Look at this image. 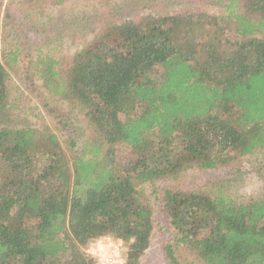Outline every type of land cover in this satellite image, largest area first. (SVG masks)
<instances>
[{"label": "trees", "instance_id": "16d2710c", "mask_svg": "<svg viewBox=\"0 0 264 264\" xmlns=\"http://www.w3.org/2000/svg\"><path fill=\"white\" fill-rule=\"evenodd\" d=\"M69 2L102 16L111 0H10L32 14ZM220 2L213 14L159 6L100 19L81 50H38L25 72L0 25V264H94L86 250L104 237L140 264L155 235L168 264H181L175 247L191 251L186 264H264V190L233 199L155 185L264 149V0ZM9 75L84 119L80 149L16 111Z\"/></svg>", "mask_w": 264, "mask_h": 264}, {"label": "rangeland", "instance_id": "374dc122", "mask_svg": "<svg viewBox=\"0 0 264 264\" xmlns=\"http://www.w3.org/2000/svg\"><path fill=\"white\" fill-rule=\"evenodd\" d=\"M159 6L167 9L169 14L184 10L187 6H200L209 14H213L220 10L221 2L220 0H111L106 12L100 16L101 12L97 13L95 8L85 3L69 2L33 15L12 6L10 0H4L0 9V25L5 22L8 35L19 46L17 65L25 72L28 70L27 62L33 59L38 50L63 58H68L81 50V47L92 39L97 21L100 19L126 20ZM4 9L9 10L10 18L6 17ZM9 76L10 81H7L6 88L7 92L9 90L12 92L11 101L15 103L16 111L18 109L34 127L53 130L57 126L58 131L55 133L62 146L66 148V141L70 137L74 139L77 149H80L86 139L84 119L75 112H70L62 102L53 101L43 90L31 93L30 82L24 88L21 85L24 75L20 79ZM121 154L122 160H126V153ZM155 185L158 188L172 186L188 191L200 189L211 195L223 193L233 199L255 197L261 195V191L264 190V149L225 168L204 172L190 170L180 174L176 180ZM144 189L149 204L155 212L153 214L156 218L155 225L162 228L160 233H164L166 221L156 213L157 208L153 206L152 187L146 184ZM163 244L160 237L155 235L150 249L145 252L140 264H168L160 254ZM175 252L181 264L196 263L191 251L183 247H175Z\"/></svg>", "mask_w": 264, "mask_h": 264}, {"label": "built area", "instance_id": "2783aa9c", "mask_svg": "<svg viewBox=\"0 0 264 264\" xmlns=\"http://www.w3.org/2000/svg\"><path fill=\"white\" fill-rule=\"evenodd\" d=\"M124 250L121 240L104 237L90 244L86 253L94 258V264H125Z\"/></svg>", "mask_w": 264, "mask_h": 264}]
</instances>
